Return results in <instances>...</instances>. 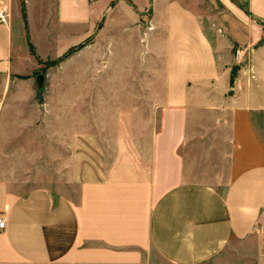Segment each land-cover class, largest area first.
<instances>
[{
  "label": "crops",
  "instance_id": "obj_1",
  "mask_svg": "<svg viewBox=\"0 0 264 264\" xmlns=\"http://www.w3.org/2000/svg\"><path fill=\"white\" fill-rule=\"evenodd\" d=\"M23 1L27 31L0 0V264H264V0ZM85 41L39 102V59Z\"/></svg>",
  "mask_w": 264,
  "mask_h": 264
},
{
  "label": "rangeland",
  "instance_id": "obj_2",
  "mask_svg": "<svg viewBox=\"0 0 264 264\" xmlns=\"http://www.w3.org/2000/svg\"><path fill=\"white\" fill-rule=\"evenodd\" d=\"M21 2H22V0H21ZM50 67L51 66H49L46 69H44L45 68V65H44L41 68V70L39 71V74H42L43 75V83H42V86L39 89H37V92H36V97H37V99H38L39 102H43V100H44V94H45L44 79H45V76L47 74V71H48V69H50ZM92 152H93V150H89L88 151L89 155L94 157V154ZM97 152H98V154L100 153L99 151H97ZM218 152H220V153H226V150L220 148L218 150ZM220 161H221V164H219V163L217 164L218 165L217 166V169L219 171L226 170V156L225 155H222L220 157ZM261 236L264 237V231L261 232ZM235 250L237 252L243 253V255H245L244 260L243 259H240L239 260L241 263L258 264L257 262L254 261V258H253V254H252L253 253V245L252 244H248V243L237 244V246L235 247Z\"/></svg>",
  "mask_w": 264,
  "mask_h": 264
},
{
  "label": "trees",
  "instance_id": "obj_3",
  "mask_svg": "<svg viewBox=\"0 0 264 264\" xmlns=\"http://www.w3.org/2000/svg\"><path fill=\"white\" fill-rule=\"evenodd\" d=\"M21 5H22V8H21L22 18H23V21L25 23V27H26V31H27L26 13H25V9H24V1L23 0L21 2ZM87 43H88V41H85L83 43L78 44L77 46L69 48L64 54H62L61 56L57 57L56 59L48 60V61H44V62L39 60V62L43 63L45 65L44 69H46L49 66H51V67L52 66H58L61 62H63L67 58H69L71 55H73L76 51L81 49ZM29 48H30V52L35 55V51H34V48H33L31 43H29Z\"/></svg>",
  "mask_w": 264,
  "mask_h": 264
},
{
  "label": "built area",
  "instance_id": "obj_4",
  "mask_svg": "<svg viewBox=\"0 0 264 264\" xmlns=\"http://www.w3.org/2000/svg\"><path fill=\"white\" fill-rule=\"evenodd\" d=\"M9 13L6 7H0V23H7ZM247 54L244 48H237L234 51V59L237 63H244L247 61ZM6 226V220L2 213H0V231L4 230Z\"/></svg>",
  "mask_w": 264,
  "mask_h": 264
},
{
  "label": "water",
  "instance_id": "obj_5",
  "mask_svg": "<svg viewBox=\"0 0 264 264\" xmlns=\"http://www.w3.org/2000/svg\"><path fill=\"white\" fill-rule=\"evenodd\" d=\"M42 83H43V75L42 74H38L37 75V85H38V88H40L42 86Z\"/></svg>",
  "mask_w": 264,
  "mask_h": 264
}]
</instances>
